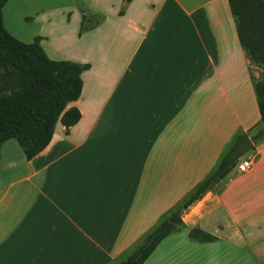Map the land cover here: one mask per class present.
<instances>
[{"label": "crops", "instance_id": "0c3cea01", "mask_svg": "<svg viewBox=\"0 0 264 264\" xmlns=\"http://www.w3.org/2000/svg\"><path fill=\"white\" fill-rule=\"evenodd\" d=\"M2 22L23 43L40 38L51 60L89 68L67 106L76 124L58 123L30 160L14 139L0 148V264H119L259 122L261 69L227 0H8ZM81 31L95 35L87 54L71 50ZM109 33L119 51L134 41L119 70L99 42ZM251 154L252 168L214 184L143 264H208L196 227L216 240L230 229L246 264H264V143Z\"/></svg>", "mask_w": 264, "mask_h": 264}, {"label": "trees", "instance_id": "16d2710c", "mask_svg": "<svg viewBox=\"0 0 264 264\" xmlns=\"http://www.w3.org/2000/svg\"><path fill=\"white\" fill-rule=\"evenodd\" d=\"M227 1L241 48L251 64L264 68V0ZM7 2L0 0V148L14 139L30 160L50 143L58 123L70 127L78 122V110L67 106L79 99L81 76L89 66L51 60L40 38L27 44L11 36L2 22V10ZM82 30H85L83 25ZM254 92L260 115L258 123L262 127L251 138L252 142L264 136V71L261 80L254 83ZM241 140L242 135L213 173L119 264H143L162 240L180 229L181 214L235 167L238 158L230 160V156ZM189 237L200 242L216 240L197 227L189 232Z\"/></svg>", "mask_w": 264, "mask_h": 264}, {"label": "rangeland", "instance_id": "374dc122", "mask_svg": "<svg viewBox=\"0 0 264 264\" xmlns=\"http://www.w3.org/2000/svg\"><path fill=\"white\" fill-rule=\"evenodd\" d=\"M83 32L84 31H81L82 34L78 44H76L73 48H71V50H73L76 53L87 54V52L83 50V48L86 47V45H90L92 40H94L96 43V39L94 38L95 35L93 36V34H88ZM100 41L104 43L105 46L104 52L106 54L108 52L107 60H110L112 58L116 59L114 70L116 69L119 70L121 65L127 59L131 47L134 44L133 39L132 40L130 39V41L128 40L120 51L119 49H116V47L121 43V38H119V36L114 35L113 33L105 34V39L102 40L100 38L99 42ZM260 69L261 71H257L256 77L254 76V83L259 82L262 78L264 68H260ZM257 124L249 132L250 139L256 136L262 127L260 123ZM253 143L255 146L264 143V136H261L260 138L256 139ZM255 146L247 154L237 159L236 165L232 170L237 169V164L243 161L244 159H251L254 164V154L251 153L253 150H255ZM183 215L184 213L181 214V218L183 217ZM230 235H231V230L225 228L221 234L217 235L218 240L207 244L208 264H246L247 263L246 242L243 240L239 241L238 237L231 238Z\"/></svg>", "mask_w": 264, "mask_h": 264}, {"label": "water", "instance_id": "95a60500", "mask_svg": "<svg viewBox=\"0 0 264 264\" xmlns=\"http://www.w3.org/2000/svg\"><path fill=\"white\" fill-rule=\"evenodd\" d=\"M253 147H254V144L249 138V136L244 134L242 136V140L236 146L235 150L231 154L230 160H234V159L242 157L243 155L247 154L250 150H252Z\"/></svg>", "mask_w": 264, "mask_h": 264}, {"label": "built area", "instance_id": "2783aa9c", "mask_svg": "<svg viewBox=\"0 0 264 264\" xmlns=\"http://www.w3.org/2000/svg\"><path fill=\"white\" fill-rule=\"evenodd\" d=\"M253 166V161L251 159H244L237 164V170L240 173L248 172Z\"/></svg>", "mask_w": 264, "mask_h": 264}]
</instances>
